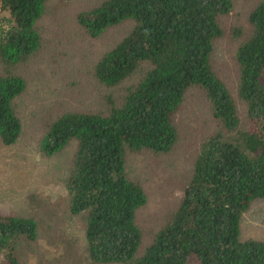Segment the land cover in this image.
Masks as SVG:
<instances>
[{"label": "trees", "instance_id": "16d2710c", "mask_svg": "<svg viewBox=\"0 0 264 264\" xmlns=\"http://www.w3.org/2000/svg\"><path fill=\"white\" fill-rule=\"evenodd\" d=\"M44 0H0V61L14 65L39 43L34 21ZM232 0H101L77 14L91 35L131 19L129 30L96 60L95 77L113 85L142 61L149 66L106 112L64 111L42 133L44 155L75 140L66 176L67 209L83 218L84 252L93 262L120 264H264V240L240 238V219L264 197V0L247 14L248 32L234 51L237 93L245 106L241 124L227 86L213 72L217 16ZM240 32V29L236 31ZM201 85L217 128L199 144L189 177L168 218L135 254L140 230L134 209L142 187L124 172L126 150H168L176 138L173 115L186 87ZM21 76L0 74V140L15 141L20 122L11 100ZM31 216L0 212V252L12 261L14 238L34 239Z\"/></svg>", "mask_w": 264, "mask_h": 264}, {"label": "rangeland", "instance_id": "374dc122", "mask_svg": "<svg viewBox=\"0 0 264 264\" xmlns=\"http://www.w3.org/2000/svg\"><path fill=\"white\" fill-rule=\"evenodd\" d=\"M259 0H232L228 12L216 18L221 33L212 40L211 67L227 86L240 123L245 106L237 93L238 65L234 51L249 30L247 14ZM101 0H44L34 21L37 47L14 65L0 61V74L7 70L23 78L24 88L11 105L20 122L14 142L0 140V212L31 216L36 221L34 239L14 238L12 261L0 252V264H120L99 263L84 252L83 218L67 209L65 178L72 165L75 140L59 151L44 155L39 139L48 123L64 111L106 112L121 103L127 87L147 69L146 61L119 82L106 85L94 75L101 54L131 27V19L109 24L91 36L78 22L77 14ZM7 14L0 9V15ZM240 29V32L237 30ZM176 138L162 152L126 150L124 172L143 189L145 201L134 209L140 230L135 254L169 216L186 180L200 142L217 128L210 102L201 85L185 88L173 115ZM240 238L264 240V197L255 199L240 219Z\"/></svg>", "mask_w": 264, "mask_h": 264}]
</instances>
